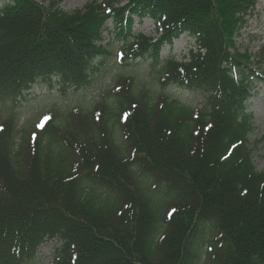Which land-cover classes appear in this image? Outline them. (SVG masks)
Masks as SVG:
<instances>
[{
    "label": "trees",
    "instance_id": "1",
    "mask_svg": "<svg viewBox=\"0 0 264 264\" xmlns=\"http://www.w3.org/2000/svg\"><path fill=\"white\" fill-rule=\"evenodd\" d=\"M257 2L91 0L67 13L58 0H2L0 264H31L49 239L59 242L53 264H201L202 247L204 264H264V168L248 140L264 73L234 40ZM147 19L158 36L134 31ZM105 30L120 64L150 59L157 81L200 95L203 108L120 75L97 120L75 109L57 124L50 114L14 148L27 92L89 86L111 53ZM183 35L193 39L185 59L161 60Z\"/></svg>",
    "mask_w": 264,
    "mask_h": 264
},
{
    "label": "rangeland",
    "instance_id": "2",
    "mask_svg": "<svg viewBox=\"0 0 264 264\" xmlns=\"http://www.w3.org/2000/svg\"><path fill=\"white\" fill-rule=\"evenodd\" d=\"M47 7L51 2L57 0H35ZM91 0H58V7L67 13L82 9ZM103 2L106 0H97ZM2 0H0V6ZM109 30L112 27L107 22ZM134 31L143 33L145 36L156 37L159 32L151 20L144 22L137 21ZM102 45L109 49L110 55L97 60L98 71L92 76L90 85L75 91L67 90L62 92L57 87L48 88L45 85L32 87L26 94L25 100L16 107L13 143L14 148L20 143L21 137L33 135V128L52 119L57 124L62 123L70 117L71 111L78 109L82 113L92 111L94 119L97 120L100 115L101 107L97 106L102 99L112 100V85L117 76H126L132 78L139 87L146 85L155 90V86L161 93H166L170 98L176 99L180 104L190 106L194 111L203 108V99L200 95L182 89L175 85H162L157 81L155 74L150 71V59L137 61L130 65H122L117 54L120 43L111 42V35L105 30L103 33ZM110 40V41H109ZM234 40L239 52L246 54L250 64L259 73H264V0H258L255 10L247 17L245 23L235 32ZM193 39L183 35L175 40L171 46H164L161 52V60L173 57L176 60L185 59L184 55L192 47ZM254 92L249 101V110L253 112V129L248 135L251 157L257 170L264 168V79L257 83ZM97 106V108H95ZM8 112L0 111V129L4 127ZM52 116H51V115ZM74 114V113H73ZM76 115V114H74ZM77 122V119H73ZM76 124V123H74ZM116 138L123 141L122 133L119 131ZM209 229L204 232L205 238L209 236ZM59 246L56 239L44 241L37 250L34 261L31 264H53L55 251ZM206 248L202 247L203 257L201 264H204V252ZM30 264V263H29Z\"/></svg>",
    "mask_w": 264,
    "mask_h": 264
}]
</instances>
